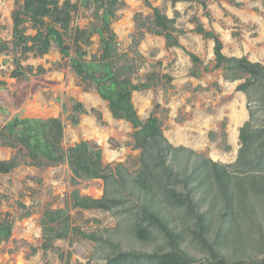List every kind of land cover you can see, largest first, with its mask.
<instances>
[{
    "label": "trees",
    "instance_id": "trees-1",
    "mask_svg": "<svg viewBox=\"0 0 264 264\" xmlns=\"http://www.w3.org/2000/svg\"><path fill=\"white\" fill-rule=\"evenodd\" d=\"M198 1L205 8V0ZM144 3L152 10L151 18L133 15L136 33L131 47L137 57L141 58L137 45L144 31L161 35L166 47L180 46L178 36L183 30L175 26V17L169 18L149 0ZM91 4L99 24L72 27L73 15ZM123 5L122 0L14 1L10 76L25 78L33 66H24L22 58L29 52L46 54L53 42L68 58L72 73L86 86L95 87L111 115L130 123L132 147L139 151L135 169L122 162L104 165L100 148L89 141L63 148L64 124L59 116L14 115L6 121L0 127V145L16 148V152L9 159H0L1 174L19 165L23 151L36 167L67 162L73 185L79 180L103 182L98 198L73 188L70 207L105 211L115 220L113 227L85 232L73 224L68 208L45 207L39 218V249L54 250L56 240L79 236L93 243L89 260L100 264H264V64L244 55H225L216 34L197 22L194 31L213 40L212 69H220L225 80L242 79L236 89L246 95L249 117L239 128L240 146L231 163L175 146L164 136L158 117L152 113L140 119L131 101L133 91L148 89L153 82L134 84L131 75L136 65L119 63L126 55L118 53L110 24ZM28 28L35 33L27 34ZM94 34L99 37V54L87 59L86 48ZM65 43L68 50L63 48ZM8 48L0 42V51ZM187 54L193 63L192 74H196L201 61L195 54ZM36 71L42 73L45 68L38 66ZM164 77L171 80L166 74ZM85 112L82 102L74 100L71 123L77 124L78 114ZM91 112L101 120L98 109L91 108ZM11 232V221L0 218V243ZM57 255L61 264H76L70 260L71 252L58 250Z\"/></svg>",
    "mask_w": 264,
    "mask_h": 264
},
{
    "label": "rangeland",
    "instance_id": "rangeland-1",
    "mask_svg": "<svg viewBox=\"0 0 264 264\" xmlns=\"http://www.w3.org/2000/svg\"><path fill=\"white\" fill-rule=\"evenodd\" d=\"M14 1L0 0V42L9 46L0 51V81L4 82L0 84V127L14 115L59 116L64 124L63 148L86 140L100 148L104 165L122 162L135 169L139 151L132 147L130 123L111 115L95 87L86 86L72 73L67 57L63 66L62 54L53 42L46 54L35 56L29 52L22 58L24 66H33V71L25 78L17 80L10 76ZM122 1L124 5L116 11L110 24L118 42V53L126 55L119 63L129 61L136 65L131 75L134 84L153 82L150 88L131 93L137 116L142 120L152 113L157 116L164 136L175 146L191 148L217 162H233L240 146L239 128L249 117L246 95L236 89L242 79L228 81L220 69H212L213 40L196 33L194 28L200 22L206 30L216 34L225 55H244L264 64L262 0H205V8L198 0L174 4L169 0H149L151 6L169 18L175 17V26L183 30V34L178 36L181 47H166L161 35L144 31L137 45L141 58L131 47L136 33L133 15L140 13L145 20L151 18L152 10L144 0ZM94 11L92 4L80 7L73 15L72 27L99 24ZM26 33L32 35L35 30L28 28ZM91 40L86 48L87 59L99 54L98 35L94 34ZM187 52L201 61L195 68L196 74H192L194 67ZM38 66H43L45 71L38 73ZM165 74L171 77L170 81ZM151 75L156 76L155 79H151ZM74 100L82 102L86 109L85 113L78 114L75 125L69 118ZM91 108L101 112V120ZM236 112L242 115L235 124L232 118ZM15 152L16 148L0 145V159H9ZM23 152L17 167L7 174L0 173V218H8L12 223L10 238L0 243V264H61L58 250L71 252L72 263L100 264L89 260L93 243L79 236L56 240L54 250L39 249V218L45 207L68 208L73 224L85 232L113 227L115 220L108 212L70 207L69 194L73 188L81 195L98 198L103 192L102 180H79L73 185L67 162L36 167ZM25 212L29 214L25 216Z\"/></svg>",
    "mask_w": 264,
    "mask_h": 264
},
{
    "label": "water",
    "instance_id": "water-1",
    "mask_svg": "<svg viewBox=\"0 0 264 264\" xmlns=\"http://www.w3.org/2000/svg\"><path fill=\"white\" fill-rule=\"evenodd\" d=\"M114 42H115L116 45H118V42H117L116 39L114 40ZM63 48L65 50H68L69 47H68L67 44H64ZM61 60H62L63 66H65L66 65L65 55H63V54L61 55Z\"/></svg>",
    "mask_w": 264,
    "mask_h": 264
},
{
    "label": "bare ground",
    "instance_id": "bare-ground-1",
    "mask_svg": "<svg viewBox=\"0 0 264 264\" xmlns=\"http://www.w3.org/2000/svg\"><path fill=\"white\" fill-rule=\"evenodd\" d=\"M241 112H236L234 115H233V122L236 124L238 122V120L240 119V116H241Z\"/></svg>",
    "mask_w": 264,
    "mask_h": 264
},
{
    "label": "crops",
    "instance_id": "crops-1",
    "mask_svg": "<svg viewBox=\"0 0 264 264\" xmlns=\"http://www.w3.org/2000/svg\"><path fill=\"white\" fill-rule=\"evenodd\" d=\"M51 48V47H50Z\"/></svg>",
    "mask_w": 264,
    "mask_h": 264
}]
</instances>
